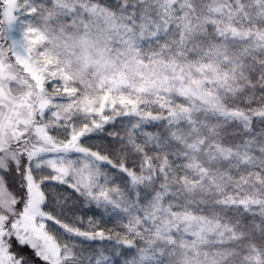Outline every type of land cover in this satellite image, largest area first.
Listing matches in <instances>:
<instances>
[{
    "label": "snow or ice",
    "instance_id": "snow-or-ice-1",
    "mask_svg": "<svg viewBox=\"0 0 264 264\" xmlns=\"http://www.w3.org/2000/svg\"><path fill=\"white\" fill-rule=\"evenodd\" d=\"M0 264H264V0H0Z\"/></svg>",
    "mask_w": 264,
    "mask_h": 264
}]
</instances>
